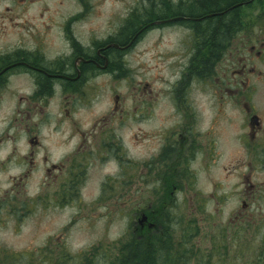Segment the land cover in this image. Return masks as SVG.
<instances>
[{"label":"flooded vegetation","instance_id":"1","mask_svg":"<svg viewBox=\"0 0 264 264\" xmlns=\"http://www.w3.org/2000/svg\"><path fill=\"white\" fill-rule=\"evenodd\" d=\"M147 62L170 66L164 90L132 77L131 66ZM106 86L112 104L94 113ZM138 134L146 179L156 183L155 205L139 210L131 196L139 162L128 146ZM234 144L249 199L264 191V0H0V225L40 207L83 208L99 171L113 199L129 188L133 247L167 251L159 218L190 193L204 209L219 204L217 191L205 199L185 181L232 159Z\"/></svg>","mask_w":264,"mask_h":264},{"label":"rangeland","instance_id":"2","mask_svg":"<svg viewBox=\"0 0 264 264\" xmlns=\"http://www.w3.org/2000/svg\"><path fill=\"white\" fill-rule=\"evenodd\" d=\"M58 9L66 10L68 6ZM144 60L143 62H146ZM169 67L155 62L133 64L132 77L136 82H150L154 90H164L166 85L164 80L170 77ZM174 68L177 67L174 66ZM134 80L129 83L122 82L119 91L127 93L129 89L131 90ZM110 92L111 89L108 86L98 91L99 101L92 112L101 113L112 104L109 100ZM137 105L139 106V102ZM145 128V123L137 124L136 127L132 125V132H139L140 129ZM139 137L138 134L137 145L130 142L128 144L139 162L136 173V192L131 193L132 198L135 197L137 210L144 205H155L151 193L156 185L154 182L150 184L154 186L150 187L146 179L144 166L141 163L144 160L146 148L144 140ZM237 148L235 144L232 148H227L233 150L232 159L223 155L217 161V166L212 173H200L190 183L185 181V185L197 187L205 199L210 197L211 192L217 191L219 194L217 197L221 199L219 204L205 203L204 209L203 206L191 203V201H197L198 195L190 193L189 200L185 204L187 207L179 203L170 210V224L175 239L182 237L184 227L187 228V218L192 224L194 223L192 226L196 236L192 242L198 252L195 254L196 257L191 259L190 264H198V262L200 264H255L256 257L259 255L262 244L261 231L264 226V191L254 193L249 199L247 196L243 197L238 187L244 181L243 175L247 173L246 168L248 171L249 169L245 163L236 160L239 158ZM222 149L224 151V146ZM226 152L228 153V150ZM253 174L256 181L260 176L256 171ZM101 180L102 176L98 171L94 174L86 192L83 193L86 197L83 208L70 205L65 208L58 207L56 210H45L40 207L22 222L8 219L5 225H0V250L6 248L9 251L7 254L0 253L5 255L6 264H45L47 261L52 264H108V260L116 254V243L129 241L133 214L129 204L131 202L129 188H121L113 199V195L108 190L101 191ZM214 186H217V190ZM98 197L100 202L97 205L92 204V201ZM224 197L230 200L225 201ZM118 200L119 204H116ZM242 200L248 204L246 210L242 207ZM239 212L245 213L246 216L237 223L234 217ZM210 214L213 216H208ZM231 219L233 221L230 223ZM220 232L227 235V238L220 242L225 243V248L222 247L215 252L216 237ZM235 235L240 237L242 242L234 244ZM201 252L203 255L199 254ZM43 253L52 254L53 257H45ZM82 254L87 256L82 257ZM211 254L212 258L209 260L207 257ZM64 256L67 258H63ZM1 259L4 260V258Z\"/></svg>","mask_w":264,"mask_h":264},{"label":"trees","instance_id":"3","mask_svg":"<svg viewBox=\"0 0 264 264\" xmlns=\"http://www.w3.org/2000/svg\"><path fill=\"white\" fill-rule=\"evenodd\" d=\"M223 22H221L222 24ZM215 26V24H213ZM214 35L217 38V41H220V38L224 36L223 33H220L216 30ZM216 52H220L219 49H216ZM166 215L163 218H159L157 224L162 225L167 231V251L161 252L159 249L154 248V251L150 254L146 249L143 248V246L140 245V248L133 247V244L130 241H127L125 243L120 242L116 243V254L108 260V264H190L191 259L193 257H196L195 254H197L198 250L196 249V246L194 244L193 239L196 236V233L194 232V226L192 224L188 223L184 227L182 237L179 238L175 244V236L172 233V226L170 224V209L166 211ZM224 238H227V235L220 232L218 233L216 239V245H215V252H217L219 249L221 250L225 248V243H220L221 240L223 241ZM157 240V238H156ZM238 242H242L241 238L238 236H234L233 243L236 244ZM162 243V242H161ZM120 244V245H119ZM115 246V245H114ZM165 248V249H166ZM163 249V250H165ZM200 252V251H199ZM259 255L256 257L255 264H264V243L260 246V252H258ZM200 255H203V253H199ZM45 257H52L49 254H44ZM86 254H82V257ZM87 256V255H86ZM216 257V256H215ZM63 258H67L64 256ZM209 260L212 258V254L208 255L207 257ZM2 259L0 258V264H2ZM45 264H52L50 261L45 262ZM198 264H200L198 262Z\"/></svg>","mask_w":264,"mask_h":264}]
</instances>
